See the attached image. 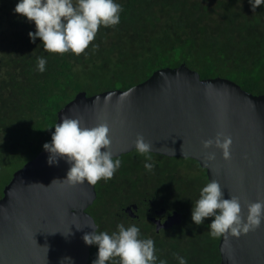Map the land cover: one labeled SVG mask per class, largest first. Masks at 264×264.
Segmentation results:
<instances>
[{
    "label": "trees",
    "instance_id": "trees-1",
    "mask_svg": "<svg viewBox=\"0 0 264 264\" xmlns=\"http://www.w3.org/2000/svg\"><path fill=\"white\" fill-rule=\"evenodd\" d=\"M17 3L0 0V199L14 173L51 141L58 112L81 91L93 96L127 90L160 69L186 64L202 79H230L247 92L264 95V4L253 12L249 0H116L122 7L120 23L101 27L77 56L48 53L39 39L30 42L35 25L14 13ZM40 56L47 60L43 73L36 69ZM151 155V172L136 151L120 157L134 161L120 171L124 189L114 187V178L96 184L97 199L87 211L98 231L111 234L120 224L137 226L141 239L154 241L157 264H178L174 254L188 264H220L221 237L209 236L212 218L200 226L191 221V209L209 181L206 170L193 159ZM176 161L180 165L171 164ZM186 165L196 166L200 174L189 177ZM151 196L157 209L182 213V223L157 234L144 211V199ZM130 204L139 207L136 220L124 213ZM97 251L92 246L88 264Z\"/></svg>",
    "mask_w": 264,
    "mask_h": 264
},
{
    "label": "water",
    "instance_id": "water-1",
    "mask_svg": "<svg viewBox=\"0 0 264 264\" xmlns=\"http://www.w3.org/2000/svg\"><path fill=\"white\" fill-rule=\"evenodd\" d=\"M65 116L89 128L107 124L110 148L118 158L135 151L137 136H143L153 154L197 161L208 180L221 185L225 199H240L245 217L248 204L264 201V95L247 92L230 79H202L186 64L167 67L127 90L93 96L81 91L58 112L57 123ZM219 133L232 139L230 160L214 146L203 149V142ZM210 153L215 160L206 159ZM48 155L40 152L4 188L0 264H61L66 257L74 264L89 263L92 246L85 245L83 236L95 230L92 223L99 229L87 211L97 199L96 185H51L66 178L70 165L60 159L49 166ZM127 211L134 216L132 207ZM182 221L180 212L164 223L155 220L157 231ZM219 251L220 264H264V222L238 238L221 237Z\"/></svg>",
    "mask_w": 264,
    "mask_h": 264
},
{
    "label": "clouds",
    "instance_id": "clouds-1",
    "mask_svg": "<svg viewBox=\"0 0 264 264\" xmlns=\"http://www.w3.org/2000/svg\"><path fill=\"white\" fill-rule=\"evenodd\" d=\"M249 4L255 12L264 4V0H249ZM13 11L34 23L35 31L28 33L30 42L35 43L39 39L48 53L79 56L94 41L101 27H114L120 23L122 7L116 0H18ZM46 63L45 57H37L36 69L43 73ZM127 95L124 93L122 98ZM110 145L107 124L89 128L77 119L63 117L54 126L51 141L43 145V150L49 154V166H55L60 159H64L70 167L65 179L53 180L51 185L60 181L68 187H74L85 182L87 185H96L101 180H111L122 162L111 151ZM231 145V137L219 133L215 140L204 141L203 149L207 151L214 146L227 161L231 158ZM133 148L145 157L144 168L151 172L155 166L151 162L152 145L143 136H137ZM206 159L215 160V154H208ZM206 218H212L208 225L211 238L225 235L238 238L260 228L264 222V201L248 204L245 217L240 199L234 196L225 199L221 185L209 180L200 190L199 199L191 209V221L196 226L202 225ZM91 227L95 230L85 234L83 241L85 245L98 249L93 264H157L154 241L141 239L137 226L126 228L120 224L117 225V231L111 234L98 231L94 223ZM174 256L178 264H188L184 257ZM61 264L74 262L66 257ZM159 264H167V261L159 260Z\"/></svg>",
    "mask_w": 264,
    "mask_h": 264
},
{
    "label": "flooded vegetation",
    "instance_id": "flooded-vegetation-1",
    "mask_svg": "<svg viewBox=\"0 0 264 264\" xmlns=\"http://www.w3.org/2000/svg\"><path fill=\"white\" fill-rule=\"evenodd\" d=\"M130 154V153H129ZM127 155V154H126ZM119 159H120V157H119ZM121 160V167L116 171V173L114 174V176H113V178L116 180V181H118V183L114 186V187H117L118 185L120 186V188H122V189H124L125 187H121V185H124V184H127L126 183V179H125V177L123 176V175H121L120 174V171H125L126 169H127V167H130L131 165H133L134 164V161L133 160H131L130 158H123V159H120ZM149 172V171H148ZM148 177H151V174L148 176ZM102 181H104V180H102ZM104 183H105V181H104ZM103 183V184H104ZM106 187H107V185H105ZM154 186V185H153ZM152 186V183L149 181V179H148V187H153ZM148 187H146V189H148ZM152 197V196H151ZM153 197H152V199H144L145 200V205L147 206L146 208V210H144L147 214H148V216H146V219H147V221H148V223L150 222L152 225H154V229H155V232L157 233V234H160V233H162L163 231H168V230H171V229H173L174 227H177L176 225L175 226H173L172 228H170V229H161L160 231H157V224H156V222H155V220H160L162 223H164L167 219H168V217H170L171 215H173V214H175V212H178V211H172L170 214L167 212V210L165 209V208H161V209H157L156 208V203H154V201H153ZM115 204V203H114ZM135 204H130V205H127L125 208H124V213L126 214V215H128L131 219H133V220H136V219H138L139 217L137 216V212H139V207L137 206V208L136 209H134L133 208V206H134ZM148 206H150V208H148ZM128 207H132V209H133V212H134V216H132L128 211H127V209H128ZM162 210H164L165 211V213H163L162 215H160L159 214V212H161ZM143 213L144 215L146 214V213Z\"/></svg>",
    "mask_w": 264,
    "mask_h": 264
},
{
    "label": "rangeland",
    "instance_id": "rangeland-1",
    "mask_svg": "<svg viewBox=\"0 0 264 264\" xmlns=\"http://www.w3.org/2000/svg\"><path fill=\"white\" fill-rule=\"evenodd\" d=\"M156 160V162H159V160H157V159H155ZM162 161V159H160V162ZM181 163V162H180ZM172 165H180V164H178L177 163V161L176 162H172L171 163ZM189 169L188 170H183L184 171V173L185 174H188V176L189 177H194V176H197V175H199L200 173V171L198 170V168L196 167V166H194V165H186ZM189 166H191V167H189ZM106 205L107 204H104L103 206H102V210L103 211H105L104 209L106 208ZM114 210V209H113Z\"/></svg>",
    "mask_w": 264,
    "mask_h": 264
}]
</instances>
